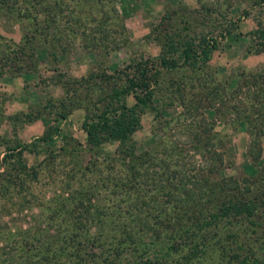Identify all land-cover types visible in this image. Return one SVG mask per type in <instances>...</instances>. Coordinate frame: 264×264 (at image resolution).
<instances>
[{"label":"rangeland","instance_id":"obj_1","mask_svg":"<svg viewBox=\"0 0 264 264\" xmlns=\"http://www.w3.org/2000/svg\"><path fill=\"white\" fill-rule=\"evenodd\" d=\"M95 1L0 0V264H264V1ZM138 62L135 133L93 145Z\"/></svg>","mask_w":264,"mask_h":264},{"label":"trees","instance_id":"obj_2","mask_svg":"<svg viewBox=\"0 0 264 264\" xmlns=\"http://www.w3.org/2000/svg\"><path fill=\"white\" fill-rule=\"evenodd\" d=\"M95 1V0H94ZM264 0L253 1L252 5L257 3H262ZM96 5L99 10L104 14V19L108 21L109 14L108 11L104 9L110 0H96ZM110 7H113L112 5ZM205 13L204 15H206ZM236 27L235 24L233 28ZM228 31L229 29H225ZM260 34L264 37V29L260 31ZM195 39L187 38L185 41V49L181 53L185 54V58L188 60L192 55L196 56L198 53ZM184 44V45H185ZM194 48V49H193ZM205 56L209 55L210 50L203 49ZM153 62H151L152 64ZM168 63L164 58L161 64ZM133 75H126L127 86L120 92L116 93V98L119 104L113 106L108 105L102 112L99 113H88L85 115L82 127L87 135V141L93 145H100L110 141H125L128 140L136 131L139 124V115L137 114V108L139 106H145L151 100L152 96V82L158 75L159 70L150 73L149 63L142 64L137 63L134 66ZM153 77V78H152ZM129 92L135 93V103L129 105L127 103V95ZM58 131V130H57ZM46 138V137H44ZM42 138V139H44ZM263 198V197H262ZM260 207L257 200H230L228 204L224 206V214H239L245 217H250L255 215L256 209ZM264 234V231H263ZM196 248H193L194 251ZM190 257H192L190 255ZM187 260L185 259V263ZM171 264H180L179 262Z\"/></svg>","mask_w":264,"mask_h":264}]
</instances>
